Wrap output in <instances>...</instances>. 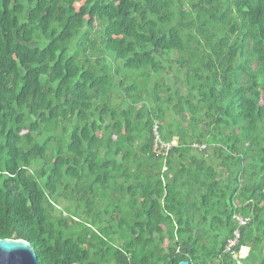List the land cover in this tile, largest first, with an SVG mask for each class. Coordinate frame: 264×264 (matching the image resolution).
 I'll list each match as a JSON object with an SVG mask.
<instances>
[{
    "label": "trees",
    "instance_id": "1",
    "mask_svg": "<svg viewBox=\"0 0 264 264\" xmlns=\"http://www.w3.org/2000/svg\"><path fill=\"white\" fill-rule=\"evenodd\" d=\"M0 239L264 264V0H0Z\"/></svg>",
    "mask_w": 264,
    "mask_h": 264
},
{
    "label": "water",
    "instance_id": "2",
    "mask_svg": "<svg viewBox=\"0 0 264 264\" xmlns=\"http://www.w3.org/2000/svg\"><path fill=\"white\" fill-rule=\"evenodd\" d=\"M0 264H39L32 245L24 240L0 239ZM180 264H188L182 262Z\"/></svg>",
    "mask_w": 264,
    "mask_h": 264
},
{
    "label": "built area",
    "instance_id": "3",
    "mask_svg": "<svg viewBox=\"0 0 264 264\" xmlns=\"http://www.w3.org/2000/svg\"><path fill=\"white\" fill-rule=\"evenodd\" d=\"M156 138L158 139V135L157 134H156ZM177 143H178V140L175 138L174 141L172 142V145H177ZM237 220L239 221V223L241 225H245L246 224L245 220H243L242 218H237ZM246 221L248 222L249 220H246ZM239 239H240V234L238 232H236L234 238H232L229 241V243H228V245H227V247L225 249V253L232 254V256L235 259H245L249 255V251H250L249 249H248V252L246 253L245 257H242L244 247H241L240 252H239L238 255H236V253L233 251V248L238 245Z\"/></svg>",
    "mask_w": 264,
    "mask_h": 264
},
{
    "label": "rangeland",
    "instance_id": "4",
    "mask_svg": "<svg viewBox=\"0 0 264 264\" xmlns=\"http://www.w3.org/2000/svg\"><path fill=\"white\" fill-rule=\"evenodd\" d=\"M181 90H182V92H185V88H184V87H181ZM163 94H164V93H163ZM163 94H162V95H163ZM175 143H176V142H175ZM64 205L67 206L68 204H65V203H64ZM62 207H63V206H62ZM245 249H246V248L243 249V252H244ZM246 250H247V252H248V249H246ZM247 252H246V253H247ZM246 253H243V254H242V257H245Z\"/></svg>",
    "mask_w": 264,
    "mask_h": 264
},
{
    "label": "bare ground",
    "instance_id": "5",
    "mask_svg": "<svg viewBox=\"0 0 264 264\" xmlns=\"http://www.w3.org/2000/svg\"><path fill=\"white\" fill-rule=\"evenodd\" d=\"M246 252H247V250L245 249L243 253H246Z\"/></svg>",
    "mask_w": 264,
    "mask_h": 264
},
{
    "label": "clouds",
    "instance_id": "6",
    "mask_svg": "<svg viewBox=\"0 0 264 264\" xmlns=\"http://www.w3.org/2000/svg\"><path fill=\"white\" fill-rule=\"evenodd\" d=\"M245 248V247H244ZM246 249H249V248H246ZM250 250V249H249ZM247 258V257H246Z\"/></svg>",
    "mask_w": 264,
    "mask_h": 264
}]
</instances>
